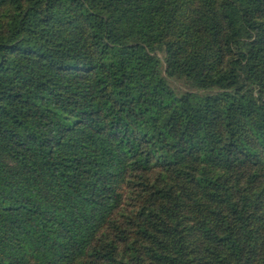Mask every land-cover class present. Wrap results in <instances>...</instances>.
<instances>
[{"label":"trees","instance_id":"trees-1","mask_svg":"<svg viewBox=\"0 0 264 264\" xmlns=\"http://www.w3.org/2000/svg\"><path fill=\"white\" fill-rule=\"evenodd\" d=\"M0 264H264V0H0Z\"/></svg>","mask_w":264,"mask_h":264},{"label":"rangeland","instance_id":"rangeland-1","mask_svg":"<svg viewBox=\"0 0 264 264\" xmlns=\"http://www.w3.org/2000/svg\"><path fill=\"white\" fill-rule=\"evenodd\" d=\"M174 85H176L177 87L179 88H183V87H186L185 84L183 83H179V82H176V84L174 83ZM137 171L136 172H131L130 175L134 176V175H137ZM168 177H170V174L168 173ZM136 181V180H135ZM139 187V186H138ZM138 187L136 186V184H134V180L132 183L128 184L127 186H125L122 191H123V204L122 206L125 208V209H122V211L126 214H129V210H130V204L133 203V201H135V195L137 193L138 190ZM180 189V188H178ZM121 209V207H120ZM113 218H115V222L116 223H120L121 227H125V225L127 224L125 221H124V218L121 216V215H118V214H115L113 216Z\"/></svg>","mask_w":264,"mask_h":264}]
</instances>
